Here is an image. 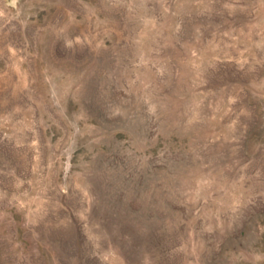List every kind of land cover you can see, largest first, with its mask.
<instances>
[{"label":"rangeland","instance_id":"obj_1","mask_svg":"<svg viewBox=\"0 0 264 264\" xmlns=\"http://www.w3.org/2000/svg\"><path fill=\"white\" fill-rule=\"evenodd\" d=\"M0 264H264V0H0Z\"/></svg>","mask_w":264,"mask_h":264}]
</instances>
